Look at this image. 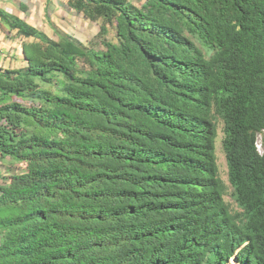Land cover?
Here are the masks:
<instances>
[{"label":"trees","instance_id":"1","mask_svg":"<svg viewBox=\"0 0 264 264\" xmlns=\"http://www.w3.org/2000/svg\"><path fill=\"white\" fill-rule=\"evenodd\" d=\"M67 5L114 41L0 9V264H264V0Z\"/></svg>","mask_w":264,"mask_h":264},{"label":"crops","instance_id":"2","mask_svg":"<svg viewBox=\"0 0 264 264\" xmlns=\"http://www.w3.org/2000/svg\"><path fill=\"white\" fill-rule=\"evenodd\" d=\"M0 9L25 21L51 39H54V34L56 39L58 35L65 34L88 46L99 30V21L83 18L68 7L67 0H0ZM30 40L18 35L17 31L8 32L0 22V67H25L23 44Z\"/></svg>","mask_w":264,"mask_h":264},{"label":"rangeland","instance_id":"3","mask_svg":"<svg viewBox=\"0 0 264 264\" xmlns=\"http://www.w3.org/2000/svg\"><path fill=\"white\" fill-rule=\"evenodd\" d=\"M130 3L135 4V5H139L142 0H129ZM81 14V13H80ZM54 39H56V36L54 34ZM107 40V41H113L114 40V35L112 32L107 33L104 37H93L91 38V42H88V46L93 45L95 49H100L102 46L100 43L102 40ZM216 139H215V156H216V165L218 168V174L220 179L222 180L223 184H224V196L223 199L224 201L228 204L230 210L232 212H236V211H240L239 208L237 207V205L235 204L233 197H232V187L230 186L228 179H227V166H226V162H225V158H224V153L222 150V138H223V133H222V123L220 121L217 122V128H216ZM258 144L260 145V136H258ZM264 144L262 146V150H263ZM261 150V148H260ZM261 150V151H262ZM19 165L17 164H10L8 162L7 159H0V174L1 172L4 171V168H8L9 170H11L12 172H18L17 169H19ZM0 175V183L3 182V180L1 179ZM230 262L232 264L233 260L230 259Z\"/></svg>","mask_w":264,"mask_h":264},{"label":"built area","instance_id":"4","mask_svg":"<svg viewBox=\"0 0 264 264\" xmlns=\"http://www.w3.org/2000/svg\"><path fill=\"white\" fill-rule=\"evenodd\" d=\"M257 148H258V150L260 151V145L258 144V142H257Z\"/></svg>","mask_w":264,"mask_h":264},{"label":"water","instance_id":"5","mask_svg":"<svg viewBox=\"0 0 264 264\" xmlns=\"http://www.w3.org/2000/svg\"><path fill=\"white\" fill-rule=\"evenodd\" d=\"M262 151L260 150V153H261Z\"/></svg>","mask_w":264,"mask_h":264}]
</instances>
